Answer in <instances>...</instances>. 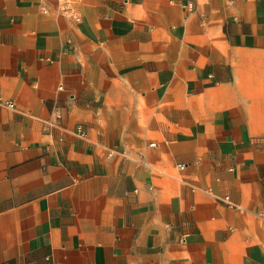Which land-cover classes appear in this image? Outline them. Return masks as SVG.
<instances>
[{
	"label": "crops",
	"instance_id": "crops-1",
	"mask_svg": "<svg viewBox=\"0 0 264 264\" xmlns=\"http://www.w3.org/2000/svg\"><path fill=\"white\" fill-rule=\"evenodd\" d=\"M0 264H264V0H0Z\"/></svg>",
	"mask_w": 264,
	"mask_h": 264
},
{
	"label": "built area",
	"instance_id": "built-area-1",
	"mask_svg": "<svg viewBox=\"0 0 264 264\" xmlns=\"http://www.w3.org/2000/svg\"><path fill=\"white\" fill-rule=\"evenodd\" d=\"M56 4H57V8L58 11L61 14H65V15H71L73 13V6L74 4H76L79 0H55ZM4 105L9 108V109H13L14 108V104L11 101H5ZM77 132L80 136H84V132L81 128H77ZM151 146H153V144H151ZM179 170H183L185 168L184 164H179L177 165ZM221 201L225 202L227 205H231L229 202V198L227 196L223 197L220 199Z\"/></svg>",
	"mask_w": 264,
	"mask_h": 264
}]
</instances>
